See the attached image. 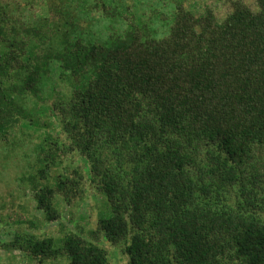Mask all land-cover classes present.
<instances>
[{"label": "trees", "instance_id": "1", "mask_svg": "<svg viewBox=\"0 0 264 264\" xmlns=\"http://www.w3.org/2000/svg\"><path fill=\"white\" fill-rule=\"evenodd\" d=\"M83 1L78 10H95L101 27L72 22L53 44L26 8L0 0V140L23 113L17 97L39 94L48 63L59 62L73 95L50 111L109 214L92 239L24 234L4 248L110 264L104 238L124 245L129 264H264V0L256 11L235 1L222 21L183 0H134L116 30L117 0ZM42 151L56 164L55 149ZM31 181L49 222L56 195L79 185Z\"/></svg>", "mask_w": 264, "mask_h": 264}, {"label": "rangeland", "instance_id": "2", "mask_svg": "<svg viewBox=\"0 0 264 264\" xmlns=\"http://www.w3.org/2000/svg\"><path fill=\"white\" fill-rule=\"evenodd\" d=\"M13 1L28 10L26 17L32 22L31 25L44 29L46 38L53 44H59L65 28H70L69 24L72 22L86 31H95L101 27L102 17L95 10L93 13L89 11L88 17L78 10L77 5L84 3L83 0H78L76 5L69 2L64 5L65 0ZM183 1L184 7L195 14L209 8L222 21L233 11L232 4L237 0ZM240 1L252 10H257L256 0ZM133 2L134 0H117V4L113 2L112 6L116 4L121 14L109 19L115 21L114 30L126 13L123 4L130 6ZM31 5L33 8L29 10ZM134 12L137 19L144 11L136 6ZM46 21L50 26H45ZM47 67L48 74L40 93L17 97L23 113L6 138L0 140V264H70L66 257L41 262L23 252L6 250L4 247L15 236L24 234L33 235L37 240L53 239L56 245L72 235L92 239L93 233L98 230L99 221L109 214L106 197L95 183L87 179L86 161L77 152L68 149L66 136L50 111L70 100L73 95L72 81L56 60H51ZM52 149H55L56 164H49L48 161L52 160L50 158L40 160L45 155L42 150L48 153ZM42 169L47 171L44 178L39 174ZM33 177H36V185L54 189L60 180L68 179L79 183L74 195H69L68 198L62 194L56 195L54 206L58 213L57 220L49 222L43 211L38 209L31 181ZM99 246L107 251L110 264H129L123 244L113 245L102 238Z\"/></svg>", "mask_w": 264, "mask_h": 264}]
</instances>
